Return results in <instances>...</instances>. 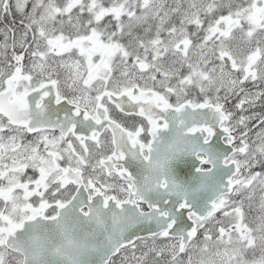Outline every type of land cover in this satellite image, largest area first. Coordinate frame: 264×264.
Returning a JSON list of instances; mask_svg holds the SVG:
<instances>
[{
	"label": "snow or ice",
	"instance_id": "obj_1",
	"mask_svg": "<svg viewBox=\"0 0 264 264\" xmlns=\"http://www.w3.org/2000/svg\"><path fill=\"white\" fill-rule=\"evenodd\" d=\"M0 264H264V0H0Z\"/></svg>",
	"mask_w": 264,
	"mask_h": 264
}]
</instances>
